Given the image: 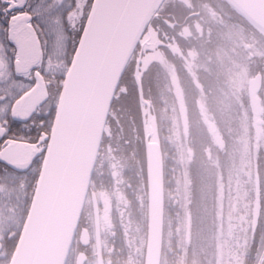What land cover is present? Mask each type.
<instances>
[{
  "label": "rangeland",
  "instance_id": "1",
  "mask_svg": "<svg viewBox=\"0 0 264 264\" xmlns=\"http://www.w3.org/2000/svg\"><path fill=\"white\" fill-rule=\"evenodd\" d=\"M166 12L178 21L179 26L174 27L180 37L176 34L157 42L161 44L160 49L166 50L159 55L162 68L157 75L161 92L157 98L149 92V99L157 101L155 105L158 110L161 108L163 123L170 126L166 133L167 151L174 152V164L188 158L193 147L196 150L194 166L197 169L192 167L194 172L191 173L195 174L194 190L198 193L192 219L185 224L183 252L189 264H247L246 248L253 238L250 226L256 221L261 202L264 206L262 171L263 184L261 189L257 187L258 167L262 164L264 169V90L260 124L248 96L249 81L256 69L250 52L262 56L255 48L248 51L247 46L253 45L254 38L246 28L222 17L232 13L222 0H166L159 13L169 22ZM197 12L200 16H193ZM181 61L186 62L187 67L190 65L187 74L182 72ZM195 79L205 88L200 90ZM193 80L198 88H194ZM158 97L162 98L159 103ZM198 98L202 105L201 124L196 108ZM155 117L154 110V121ZM154 121L158 134L159 123ZM210 121L214 122L216 134L224 135L226 143H215ZM123 157L118 154L121 162H125ZM128 161L132 164L126 159V163ZM128 190L124 220L129 215L135 216L136 209V201ZM262 211L264 218V207ZM261 246L262 243L258 254ZM112 258L108 264H116Z\"/></svg>",
  "mask_w": 264,
  "mask_h": 264
},
{
  "label": "water",
  "instance_id": "2",
  "mask_svg": "<svg viewBox=\"0 0 264 264\" xmlns=\"http://www.w3.org/2000/svg\"><path fill=\"white\" fill-rule=\"evenodd\" d=\"M264 33V0H226ZM122 5L91 50L86 65L77 55L66 74L45 160L29 212L9 264H66L95 169L108 116L121 78L144 30L164 0H112ZM83 52V50H82ZM143 48L134 78L146 109L145 154L148 225L144 264H161L164 241L165 181L161 145L151 140L152 109L140 77ZM257 73L248 88L255 116L262 115ZM261 123V119L257 120ZM99 235V215L96 208ZM84 235V232L82 233ZM98 264H104L100 237Z\"/></svg>",
  "mask_w": 264,
  "mask_h": 264
},
{
  "label": "flooded vegetation",
  "instance_id": "3",
  "mask_svg": "<svg viewBox=\"0 0 264 264\" xmlns=\"http://www.w3.org/2000/svg\"><path fill=\"white\" fill-rule=\"evenodd\" d=\"M165 15L168 18L169 15L173 14L166 13ZM193 16H200V13L197 12ZM161 18L165 19L163 15ZM182 23H184V21ZM175 24L168 23L167 25H163L157 23L151 25L149 29L146 28L144 30L138 41L134 55L135 53L139 55L140 50L143 48L140 75L144 82L149 80L152 76L153 79L160 82V77L157 75L158 69L162 68L160 67L162 62L159 55L161 56V53L166 50L160 49L161 44H157V42H159V40H164V37L170 38L172 35L176 34L180 37L179 31L176 29L179 24ZM250 34L253 35L251 32ZM247 47L248 51L255 48L258 53H260V51L264 53V41L262 40H260L258 46H255L253 42V45L248 44ZM62 56V52L57 53L55 51L52 56V71L55 73V79L51 87V94L54 98L53 105L56 111L49 112V114L44 117L46 122L42 128L41 116L44 112L49 111L48 107L45 106L43 109H35L41 114L32 116L31 122L27 125L14 128L13 132L10 133L11 138L4 143H0V264L10 263L26 221L43 162L46 157L49 139L54 126L66 77V75H62L65 65V60L60 58ZM173 57L176 58L177 56L173 54ZM250 57L255 65L260 58L251 52ZM181 62L180 67L182 72L183 74H187V69L190 65L187 67L186 62ZM262 65L261 70L264 71V60L262 61ZM150 66H152V68L148 70ZM178 72L179 71H176L177 74H179ZM260 72L263 75L262 89L260 91L261 96L264 90V72ZM256 73L258 72H255L253 76L256 75ZM168 74L169 73H167L166 79L169 77ZM195 80H197L196 82L201 90L202 87H204L203 84L201 82L199 83L198 79ZM195 80L192 81L193 86L194 88H198ZM185 100L187 106V99L185 98ZM196 100L198 103V107H196L198 111V122L201 124L202 105L199 103L201 102L199 98ZM151 108L152 113H154V107L151 106ZM142 109L146 110V105H144ZM189 116L190 113L187 108L185 111L187 122ZM146 118L147 114L145 113V134L148 132ZM153 121L152 119V123ZM155 122L156 121H154V123ZM210 127H212V138L215 140V143L217 145L226 143L223 134H216L217 130L213 121H210ZM33 128L35 131H29V129ZM124 131L125 129L123 128L121 132L124 133ZM44 132H47L48 135L45 136ZM129 133L130 131L124 133L118 141L112 142L111 128L108 127L107 123L95 170L86 196L83 213L66 264H98L97 238L99 237L104 264L109 263V242L113 237H116L120 229L122 231V224L124 223L125 206L127 204L126 190L129 189L128 191L131 192L132 190L135 191L136 189H133L134 184L137 185L141 180V176L137 173L138 171L136 168L126 164V159L124 158L125 154L122 153L125 162H123V160L121 162V160L118 159V154H121L120 152L123 151L121 148L124 147V150H128V146H130L121 145V140H124L127 144L133 140L134 144L138 142L139 145L143 143L145 146L146 135L142 137V135L136 133V135L131 136ZM151 140L158 141L162 145L165 168V190L167 189L170 197V216L174 222H177L183 214V220L187 222V220L192 219L193 210L196 206L194 200L197 198L198 193L197 190H194V188L196 189V185L194 184L195 174L191 173L194 172L192 167L197 169V167L194 166L196 150L193 147V149H191L192 154H188V158L184 157L182 160L179 159L183 166V171L180 173L181 171L178 168L179 164H177V162L174 164V161H176L174 157V161H172L174 152L169 150L168 156L166 157L165 155V151L169 149L168 135H166L165 132H159L157 134L154 127ZM189 158L190 161L187 160ZM182 206L183 213L181 212ZM96 208L98 209L99 215V235L96 228ZM83 232L84 235H82Z\"/></svg>",
  "mask_w": 264,
  "mask_h": 264
},
{
  "label": "snow or ice",
  "instance_id": "4",
  "mask_svg": "<svg viewBox=\"0 0 264 264\" xmlns=\"http://www.w3.org/2000/svg\"><path fill=\"white\" fill-rule=\"evenodd\" d=\"M120 7L112 0H0V143L47 106L43 128L44 117L56 111L53 52L63 53L62 75L78 54L86 65Z\"/></svg>",
  "mask_w": 264,
  "mask_h": 264
},
{
  "label": "trees",
  "instance_id": "5",
  "mask_svg": "<svg viewBox=\"0 0 264 264\" xmlns=\"http://www.w3.org/2000/svg\"><path fill=\"white\" fill-rule=\"evenodd\" d=\"M231 9L232 15L222 17L231 23H240L246 27L248 31L253 32V38L255 46H258L260 40L264 41V34L258 30L248 19H246L238 10H236L228 1L223 0ZM168 13V12H166ZM166 16V15H165ZM162 14L159 11L152 18L149 26L160 23L163 25H167L170 23H178L174 15H169V22L165 19H162ZM149 29V27H148ZM164 39H167L164 37ZM261 58L256 63L255 72H264L261 70V62L264 60V53L260 51ZM138 53H135L133 59L130 61L127 66L118 90L116 92L111 114L108 118V127L111 128L112 142L118 141L119 138L124 135V133L130 131V135H142L145 136L146 133V125H145V111L142 109L144 106L139 97V91L137 84L134 79V65ZM152 66L149 67L150 70ZM147 81L148 84H147ZM144 82V91L145 96L149 99L151 95L149 92L157 98L158 93H160L161 82H158L156 79H153V76ZM149 89V90H148ZM150 96V97H149ZM162 98L158 97V103ZM156 102V103H155ZM159 132L169 131V124L163 123V118L161 116V108L158 110L155 104L157 101H152ZM125 129L124 133L121 132L122 129ZM117 129V130H116ZM106 138V136H105ZM115 138V139H114ZM121 145H130L128 146V150H124V147L121 148L120 153L125 154V158L129 159L126 163L128 165H132L137 173L140 174L141 180L137 185L134 184L132 190V196L136 201V209L135 216H128V219L124 220L121 229L117 232L116 237H113L109 242L108 252L110 258L116 261V264H144L145 259V251H146V239H147V174H146V158H145V147L144 144L139 145L138 142L134 144V141L131 140L128 144L125 143L124 140L120 141ZM176 153L180 156V151L177 148ZM166 157L168 156V151H165ZM182 160V158H181ZM178 168L181 173L183 171L182 162L179 160ZM264 169H262V164L258 167L257 176H258V184L257 187H260L263 184L262 178ZM260 178V179H259ZM169 193L166 189L165 192V223H164V242H163V252H162V261L161 264H189L188 259L185 257L183 252V242L185 239V224L186 222L183 220V214L180 216V219L177 222H174L170 216V204H169ZM261 209L258 207L256 212V221L250 227L253 232V238L250 244H247L246 254L247 264H264V218H263V204L261 202ZM262 211V212H261ZM181 212L183 213V206L181 207ZM130 214V213H129ZM259 215V216H258ZM260 217V218H258ZM235 238L233 239V243L235 242ZM261 251L259 253L260 244ZM191 247V246H190ZM235 247V243H234ZM259 255V256H258ZM251 260V261H250Z\"/></svg>",
  "mask_w": 264,
  "mask_h": 264
}]
</instances>
